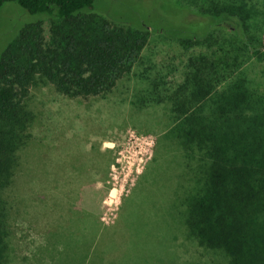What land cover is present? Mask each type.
Segmentation results:
<instances>
[{
  "label": "trees",
  "instance_id": "1",
  "mask_svg": "<svg viewBox=\"0 0 264 264\" xmlns=\"http://www.w3.org/2000/svg\"><path fill=\"white\" fill-rule=\"evenodd\" d=\"M103 1L0 0V264L35 257L33 238L45 228L88 244L82 264H90L104 233L117 227L73 198L78 179L98 169L87 150H66L62 170L36 168L38 150L52 154L65 141L60 113L45 111L34 93L45 88L97 127L122 119L156 136L150 184L158 187L155 171L174 188L169 201L185 207L184 240L211 264H264V89L250 74L254 62L264 64V0H158L169 22L156 25L123 17L134 11L131 0H105L122 4L116 15ZM259 76L264 81V67ZM48 129L52 136L42 137ZM33 177L71 186L66 204L53 199L44 203L49 217L18 225L30 203L52 199L36 192L31 199Z\"/></svg>",
  "mask_w": 264,
  "mask_h": 264
},
{
  "label": "rangeland",
  "instance_id": "2",
  "mask_svg": "<svg viewBox=\"0 0 264 264\" xmlns=\"http://www.w3.org/2000/svg\"><path fill=\"white\" fill-rule=\"evenodd\" d=\"M144 2H149V7L146 5L145 8H142L131 0L127 7L134 11H128V13L123 11L122 14L127 17L122 16L131 21H137V19L147 21L150 25L153 22L154 25L160 24L158 19L169 22V19L162 18L160 8L156 6L158 0H144ZM100 7L107 8L116 15L120 13L118 7H122V4L119 3L116 8H111L104 0ZM168 17L172 18L171 15ZM4 26L6 24L0 19V30ZM168 28L171 29V27ZM172 29L171 33L177 30L176 27ZM166 50L162 47L158 51L165 52ZM171 51L176 50L173 48ZM263 67L264 64L254 62L250 74L262 82L261 88L264 89V81L259 76ZM34 93L41 99L45 111L58 110L57 112L61 115L56 126V130L59 132L58 136L63 138L61 141L69 139L66 143L64 141V145L61 142L60 147L52 154L45 153V150H38L37 153L40 155L38 159L42 162L37 163L36 168L43 171L53 168L62 170L66 160L64 157L66 150L69 153H73L76 149L87 150L90 155H93L91 162L95 163L98 169L92 175L85 176L81 180L78 179L73 198L79 200V197H82L83 202L89 203V206L92 203L96 209L95 215L100 217V223L108 226H114L117 223V227L113 228L110 234L106 236L104 233V243L101 245L100 242L96 247L90 264L212 263L213 259L208 258V254L193 243L184 240L185 207L183 204L169 201L175 192H173L174 188L164 182L161 183L160 179L162 181H166V179L163 178L164 176H155V171L153 177L158 182V187H154L155 184H150L152 177L149 175L148 169L156 154L157 145L154 134H142L135 124H126L122 122V119L111 125L97 127L94 123L92 124L91 119L86 118L80 109L74 111L66 101L56 99L48 89H41ZM142 123H138L139 126ZM106 126L108 127L106 128ZM44 136H52V131L48 129L42 135V137ZM96 148H99L102 155L105 154L104 151L106 153L109 151V153L104 157L101 155V157L94 158L96 155L94 149ZM46 159L49 161L47 167ZM101 161L103 162L101 163ZM103 163L108 165L105 171L101 170ZM65 172L67 177H73L71 170L67 169ZM40 178L33 177L29 183L31 186L29 192L26 190L27 193L30 194L31 199L35 192L48 194L52 196V199L30 203V207L23 210V212H28L22 213L19 222H17L18 225L22 223L21 221H36L49 217V206L44 203H50L53 199L58 203L66 204L67 187L71 186L60 184L58 188L53 186L50 188L43 182L36 184ZM155 189L159 199L154 198ZM55 211L59 212L60 210L55 207ZM39 226L36 224L37 229ZM43 231L47 235L41 232V235L33 238V240L39 239V247L36 248L39 253L35 257L30 255L22 264H82L86 255L84 247L88 244L79 246L69 238L70 236L58 237L50 234L47 228ZM85 233L89 237L88 228ZM56 243L58 244L56 245ZM30 244L35 245V243H31V240ZM37 246L38 244L32 248Z\"/></svg>",
  "mask_w": 264,
  "mask_h": 264
}]
</instances>
